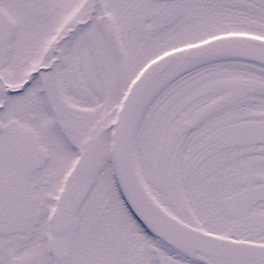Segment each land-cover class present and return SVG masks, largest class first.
I'll use <instances>...</instances> for the list:
<instances>
[{
    "label": "snow or ice",
    "instance_id": "1",
    "mask_svg": "<svg viewBox=\"0 0 264 264\" xmlns=\"http://www.w3.org/2000/svg\"><path fill=\"white\" fill-rule=\"evenodd\" d=\"M0 264H264V0H0Z\"/></svg>",
    "mask_w": 264,
    "mask_h": 264
}]
</instances>
